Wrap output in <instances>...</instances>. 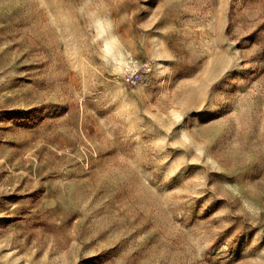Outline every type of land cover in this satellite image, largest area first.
<instances>
[{
  "label": "rangeland",
  "instance_id": "rangeland-1",
  "mask_svg": "<svg viewBox=\"0 0 264 264\" xmlns=\"http://www.w3.org/2000/svg\"><path fill=\"white\" fill-rule=\"evenodd\" d=\"M0 264H264V0H0Z\"/></svg>",
  "mask_w": 264,
  "mask_h": 264
}]
</instances>
